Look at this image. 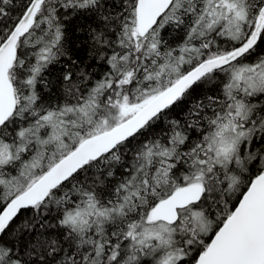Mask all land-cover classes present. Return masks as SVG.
Masks as SVG:
<instances>
[{
  "label": "snow or ice",
  "instance_id": "6c2138e0",
  "mask_svg": "<svg viewBox=\"0 0 264 264\" xmlns=\"http://www.w3.org/2000/svg\"><path fill=\"white\" fill-rule=\"evenodd\" d=\"M0 264H264V0H0Z\"/></svg>",
  "mask_w": 264,
  "mask_h": 264
},
{
  "label": "trees",
  "instance_id": "16d2710c",
  "mask_svg": "<svg viewBox=\"0 0 264 264\" xmlns=\"http://www.w3.org/2000/svg\"><path fill=\"white\" fill-rule=\"evenodd\" d=\"M86 54H87L86 49L81 50L80 53H79V55H81V56H86Z\"/></svg>",
  "mask_w": 264,
  "mask_h": 264
}]
</instances>
